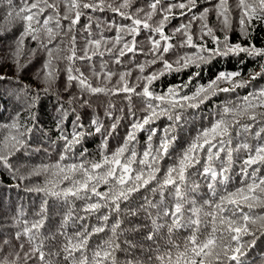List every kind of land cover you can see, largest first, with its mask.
I'll use <instances>...</instances> for the list:
<instances>
[{
	"label": "snow or ice",
	"instance_id": "6c2138e0",
	"mask_svg": "<svg viewBox=\"0 0 264 264\" xmlns=\"http://www.w3.org/2000/svg\"><path fill=\"white\" fill-rule=\"evenodd\" d=\"M4 3L8 6L6 19L22 22L10 58L22 69V57L41 55L45 92L63 74L70 102L78 100L82 106H91L86 97L102 95L118 96L126 103L119 108L125 113L121 117L114 116L117 106L109 101L105 116L111 123L107 126L97 118L91 120L88 132L74 130L68 135L61 127L59 138L64 145L58 160L31 172L37 176L47 173L54 179L26 190L63 199L71 207L59 229L51 234L42 231L48 220L47 199L32 219H25L21 209L14 218L16 243L3 240L0 252L5 255L0 264H121L118 253L125 254L124 264H147L137 258V252L146 254L152 264H243L241 258L255 244L257 234L264 235V89L224 104L179 152L174 146L184 111L264 77V47L233 43L230 37L234 22L245 40L257 23L264 24V0H21L19 6L13 0H0V5ZM95 13H112L126 23L115 19L106 22ZM213 17L215 24L210 22ZM174 19L182 22L167 31ZM105 32L114 35L109 37ZM32 42L35 47H28ZM240 54L259 58L260 70L247 77L241 71H221L190 92L185 89L191 80L163 93L152 88L166 74ZM139 55L145 57L143 62L137 59ZM109 64L120 68L114 71ZM155 65L160 67L153 69ZM85 68L87 71L82 70ZM4 79L0 75V80ZM74 87L79 90L78 97L70 91ZM23 91L24 110L32 116L36 101L31 96L36 94L30 89ZM134 98L139 99V105ZM124 118L130 122L123 142L109 150L107 138ZM162 118L170 123L161 128L157 121ZM80 120L77 115L72 121L74 129L84 127ZM254 123L262 125L254 133L257 142L234 145L235 136L241 130L250 132ZM30 132L19 113L11 123L0 124V166L21 180L25 177L17 176L19 169L13 168L10 159L26 150ZM93 132L104 136L99 159L89 158L83 151L76 154V146ZM141 132H147V137L143 149L138 150ZM241 151L242 157L236 155ZM168 158H172L171 164H165ZM237 160L240 168L234 173ZM194 174L202 178L207 198H197L201 183L191 179ZM234 174L240 180L230 188ZM65 182L67 186L61 187ZM102 186H106L104 191ZM144 189L152 198L142 196L136 207L129 206L133 194ZM74 200L83 201V215L74 216ZM125 214H142L147 221L132 229L151 242L147 253L143 244L121 241ZM92 216L96 223L89 224ZM70 221L75 231H67ZM182 229H188L189 234L177 244L173 237ZM101 233L105 237L93 242L92 237ZM161 240L166 241L163 251Z\"/></svg>",
	"mask_w": 264,
	"mask_h": 264
},
{
	"label": "trees",
	"instance_id": "16d2710c",
	"mask_svg": "<svg viewBox=\"0 0 264 264\" xmlns=\"http://www.w3.org/2000/svg\"><path fill=\"white\" fill-rule=\"evenodd\" d=\"M143 2V0H138ZM13 3L17 6L20 5L21 0H13ZM204 5H201L203 7ZM7 4L0 5V75L5 77L4 80H0V124L11 123L12 118H15L19 113L21 122L31 129V132L27 137V148L22 149L21 152L16 153L12 156L10 163L13 168L19 169L17 176H24L25 179L14 178L12 173L7 169L0 166V244L3 240L9 239L12 244L16 241L13 239L14 234L17 230L15 227L14 218L17 217L18 212L22 209L25 213V219H32L34 213L40 208L41 203L48 200V220L46 221L45 228L42 230L45 233L51 234L56 232L60 224L63 221L64 216L69 211L71 204L65 202L63 199L56 197L45 196L42 192L27 191L26 188L44 186L47 180L54 179L47 173H41L39 176L32 175V169L41 164H52L58 160V154L61 152L64 141L59 137L61 136V127L63 134L70 135L74 130L88 132L91 126V120L99 119L106 126L111 123L105 111L108 108V103L111 100L117 106L116 110H113L114 116H125V113H121L119 108L124 107L125 101L118 96H91L86 97L90 101L91 106L84 105L77 101H71V97L68 91L64 90L65 78L63 74L61 79H58L52 88L45 92L43 89L46 86L41 79V68L43 63V57L37 55L30 57L29 59L21 58V62L24 67L22 69L17 68L10 58V49L14 46V41L22 30V22L18 19H6ZM93 15L102 16L107 22L109 19H115L121 23L126 21H120L119 17L114 16L112 13H95ZM83 22V21H82ZM182 21L180 19L172 20L171 24L168 25L167 31ZM211 23L215 24L214 17L210 20ZM233 28L235 31L230 33L231 42L248 44L249 42L257 47H264V24L257 23L255 30L251 33L248 40L239 33L238 25L234 22ZM106 36H113V32H105ZM144 34L142 33V36ZM222 35V33H221ZM142 38V37H141ZM82 42V41H81ZM28 47H35V43L28 44ZM97 65L99 64V58H95ZM108 59V57H105ZM125 60L128 57L124 58ZM137 59L143 62L145 57L139 55ZM261 61L259 58L253 59L248 57L246 54H240L239 56H228V57H217L207 64H202L200 68L190 67L180 72H172L166 74L157 81L154 82L152 88L158 92H166L170 87H179L189 80L192 83L185 91L190 92L194 90L198 84H207L210 80L221 72L228 71H241L242 75L247 77L249 73L257 72L260 70ZM112 70H117L120 66L109 64ZM129 67H134L129 65ZM160 67V65L153 66V69ZM149 69V71L153 70ZM87 71V69H82ZM122 70V69H121ZM138 71V70H137ZM137 71L133 72V76L137 74ZM199 72V75L195 74ZM95 83V80H93ZM24 89H30L32 95L31 98L35 99V107L31 109L32 116L29 115L28 111L24 110L23 97ZM264 89V77H258L246 88L237 89L232 93H219L199 108L187 109L183 113V119L180 127L177 129V142L174 146L175 152H179L182 146L186 145L188 141L196 134V131L202 126H207L208 122L215 116L217 110L229 101L238 100L244 95L252 92H258ZM73 95L79 96V90L73 88L70 90ZM137 105L140 101L138 98H134ZM75 109V111H73ZM79 115L81 117L80 124L84 125L82 128L74 129L72 121ZM63 116V123L60 121ZM34 117V118H33ZM130 120L128 118L121 119L120 124L117 127L115 133L107 138L109 150L115 149L123 142V137L126 134L127 126ZM246 123H252L251 121L245 120ZM170 122L166 118H162L157 121L159 127H165ZM260 123H254L250 132H243L239 136H235L233 144L237 143H249L255 144L257 142L254 137V133L259 131L261 128ZM70 130V131H69ZM54 131V132H53ZM48 132V133H47ZM71 132V133H70ZM264 135V133H262ZM147 137V132H141L138 134L139 143L137 145L138 150H142L144 142ZM104 142V136L102 134L94 133L92 135H86L81 143L76 146V154L81 151L85 152L89 158L99 159V153L102 150V143ZM100 149V150H99ZM98 151V152H97ZM92 153V154H91ZM240 157L244 155V152L236 154ZM172 158H168L165 164H171ZM240 168V160H237L233 172L238 173ZM192 180L201 183V188L196 194L199 200L207 198L208 190L204 185L202 178L199 175H193ZM240 180L239 175L234 174L232 183L229 185L230 188L237 186ZM67 186V182L61 185V187ZM151 187V185H150ZM106 186L101 187V191H104ZM149 196L152 198V194L146 189L141 190L140 193L133 194V197L127 202L129 206L136 207L142 202V196ZM158 198V197H157ZM71 200V198H69ZM75 205V215H83L80 212V208L83 205V201L74 200L72 201ZM122 207H124L122 205ZM124 234L121 236V241L128 239L134 241L137 244L144 245V253H147V246L151 242H145L140 232L132 231L138 225L146 223L141 216H130L125 214ZM89 224L96 223L95 216L90 217L87 221ZM67 231H75V227L72 226V222H69ZM140 231H146L141 228ZM189 234L188 229H182L177 232L173 239L177 244H182L184 239ZM102 237H105L104 233L92 237V241H100ZM245 240H250L251 237H245ZM161 250H164L166 241L161 240ZM5 249L11 251L10 245H3ZM155 254V247L153 248V255ZM5 253L0 252V257L4 256ZM121 264H124L125 254L118 253ZM11 259V257H9ZM137 258L139 260L147 261V264H152L151 260H147L146 254L137 252ZM243 264H264V235L257 234L255 244L248 247L246 254L241 258ZM31 264V262H29ZM63 264V262H61ZM234 264V262H233Z\"/></svg>",
	"mask_w": 264,
	"mask_h": 264
},
{
	"label": "bare ground",
	"instance_id": "6f19581e",
	"mask_svg": "<svg viewBox=\"0 0 264 264\" xmlns=\"http://www.w3.org/2000/svg\"><path fill=\"white\" fill-rule=\"evenodd\" d=\"M70 131V130H69ZM54 132V131H53ZM48 133V132H47ZM71 133V132H70ZM100 150V149H99ZM98 152V151H97ZM92 154V153H91Z\"/></svg>",
	"mask_w": 264,
	"mask_h": 264
}]
</instances>
